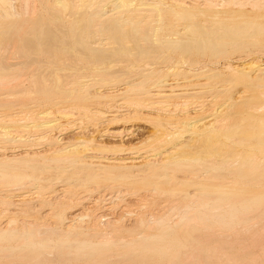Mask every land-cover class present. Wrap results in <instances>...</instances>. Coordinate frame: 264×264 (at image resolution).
I'll return each instance as SVG.
<instances>
[{
	"label": "bare ground",
	"instance_id": "bare-ground-1",
	"mask_svg": "<svg viewBox=\"0 0 264 264\" xmlns=\"http://www.w3.org/2000/svg\"><path fill=\"white\" fill-rule=\"evenodd\" d=\"M152 1H156V2L149 3V0L148 2L146 0H140V1L139 0H36V1L0 0V123L6 122L7 124H10L8 126H12L11 124H15L16 126H19V128H21L22 131L28 133L29 131H32L31 135L25 138V136L23 137L21 135H17V133H19L20 131L16 129L0 127V183H2L4 187L8 189L6 193H4V195L1 193L2 197L0 196V199L4 204H6V208L2 210V214H7L9 216L8 219L3 222V225L0 228V264H71L75 262L76 263L81 262L82 264H186V263L208 264V262L211 261V257L208 256V254L210 253H213L212 256H214V259L216 261H217L216 258H218V256L221 253H223L222 256L225 257L223 259H226L225 261L229 263L230 261H234L235 258H232L234 255L225 256L226 253L228 254V252H225L226 251L225 247H228L230 251L231 250L230 248L236 246L235 245L236 240L243 242L241 240H244V238H246V236L248 235H251L249 237H252L257 241V243L255 244L262 247V248H257L259 246L257 247L255 246L256 249L253 251L255 252L257 249L259 250L261 249L260 252L261 253L263 252L264 250V64L262 65L260 63L262 67L261 66L258 67L255 65L256 62H254L255 64L251 63L248 66L246 64H245L246 66L245 65L242 66L241 62L239 61L242 58H240L238 62H236L237 59L235 60V62H232L235 65L238 64L237 66H231L228 65L227 63V66L223 68L226 69L224 70V72L228 71L234 77L231 81L228 82L231 83L233 81H237V80L242 81L246 79L248 81L249 88L248 90L246 89L244 90L246 91L245 95L238 93L241 95L239 96L237 94V96L235 97L238 96L239 97L236 99L225 98L226 96H224L225 98L224 100H226L225 102L227 103L226 105L222 104L215 110H212L213 108L212 109L207 108L206 110L205 108L207 106L208 107L212 106L214 103L213 101L216 100L219 101V98L223 97L225 92L227 90L229 91V89L226 88L225 86L218 88H206L207 86H204L205 83L200 82V84L196 83L197 85L195 86L191 85L194 86V88L192 87V89L185 88L186 90H172L173 86L168 82L167 80L168 77L166 79V76H168L170 73H172L173 76L178 75L177 72L178 70L175 69L174 65H171L172 62L175 60H173L172 62L170 61L171 62L170 65L173 66L172 67L173 69L171 70L167 69L168 71H166L165 75L163 74V76L162 74H160V72H156L152 68L149 69V67L153 65L154 62L156 61L168 62L170 60V58L169 60H165L168 56L165 58V55L163 54L164 50H166L167 52L169 51L170 54L171 52L173 53L178 52L179 54H181L182 55L181 60H184L183 61L184 64H185V59H183L185 58L184 54L186 55L187 53L190 54L193 50L196 51L197 53L202 52L203 47L205 45L204 43L205 39L204 37H202V39H204V41L202 42L199 40H194L197 38L193 37L192 35V33H194L193 30H196L195 28L200 27L197 24H195L194 21L195 18L199 16L204 19L203 24H206L205 23L206 20L209 19H205L208 17L204 16V14L202 13L194 14L192 11L188 9L189 8V6L187 5L188 3L184 4L183 2H181L183 0H179L178 3H176L177 1L175 0L176 2L175 1L174 2L176 3L175 5H177V10H172V9H167V10H169V13L172 16V18L175 20V23L178 22L182 24L184 27H182L183 28L182 32L179 31V33L177 34V37L179 38L169 37L170 39L167 38L165 39V36L162 37L160 34V32L164 30L161 24V22L163 21L162 19L164 17V13L160 8L162 5H164L162 4L163 0L162 1L152 0ZM206 1L208 0H205L204 2ZM197 2H201V1H197ZM211 2L209 1L210 4ZM237 3L234 2V4L232 5H238ZM251 5L253 4L249 5L250 9L252 7ZM256 5L262 6L261 3ZM192 8H194V6ZM212 9H214V6ZM232 12L235 13L236 11H232ZM257 23L260 24V22ZM257 23L250 20L233 25L231 29L227 28L225 30V34L232 35V39H231L232 43L230 44L224 43L219 45L211 42L212 43L211 45L213 47V51L211 52V54L213 53L214 55L215 54L218 55L224 52L226 48L228 49V47L234 49H236L235 47H243V46H247L251 48L255 47L257 43L256 36L260 34L262 31V26H259V24ZM209 26H212L211 28H213L214 26V31H212V33L215 32V34L214 33L209 34L206 32L207 34L213 35L214 37H216L215 35L223 34L220 32L222 27L221 22L218 21L213 22ZM203 28L207 29L205 27ZM163 33L165 34V31ZM199 33H201V35ZM199 33H195V34L200 37L202 35L205 36L204 34H202L203 32H199ZM188 34H190L194 39H192L191 36H190L191 39L188 38ZM207 34L206 36H208ZM219 37L220 39H222V37L225 36H219ZM228 37L230 38L231 36ZM210 39L212 40V37ZM96 41L99 43H96ZM224 46L225 47L228 46V47L224 48ZM251 52H253V50H250L247 54L248 56L250 55V57L252 54ZM254 54L260 55L259 57H261L262 55L264 56V54L259 51ZM255 56L253 55V57ZM11 57L12 59L16 58L19 60V61L17 60V64L9 63L8 60H10ZM243 57H246V55ZM127 59H130L131 61L134 62L133 63L131 62L130 64L126 65L124 63L126 62L129 63ZM254 60L257 61L256 59ZM12 62H15V60ZM183 63L181 65H183ZM174 64L178 65L179 67V61H176ZM123 65L124 66L126 65L125 68L120 67ZM185 65H183L182 67H184ZM117 67H120L123 70L120 69L121 71L119 72L118 71L119 68ZM116 68L117 71H115ZM163 69H161V71H165ZM174 70L176 71L174 72ZM204 70L198 69V72H200L201 74H205L207 71L214 72L210 70H205V71ZM253 71H255L256 73L253 74L254 76L253 75L251 76V73H254ZM189 73L191 74V72ZM215 73L216 72H214L213 74ZM212 75L208 74V76H212ZM208 76L206 75L202 76V79L204 77L208 78ZM197 79H201V78H197ZM21 80L23 82L26 81L25 84L22 83ZM17 83L20 84L22 83V84L21 85L19 84L18 86ZM179 83L181 82H178L177 84ZM16 84H17V88L15 86ZM213 84L211 87H214ZM20 86L24 88L18 89V87ZM182 86L184 87V85ZM94 89L97 90L94 92L93 91ZM256 89H258L259 91H255ZM171 98L172 99L179 98L184 102L189 101L188 99L199 100V103H196V105L192 107V108H197L193 113L188 112L187 104H182L183 111H181V115L179 114L178 116L180 120H186V121L192 120L188 124L183 123L186 127V132L190 133L189 137H191V135H194L193 132L199 125L203 124V128L205 127V125L206 127L208 126V128L211 125H213L214 129L213 127H212L213 130L209 128L211 130L207 132L201 129L202 128L201 125L200 131L202 130V132H206V133L200 132L202 133L201 135L199 134L198 131V134L200 135L199 139H202L205 142L207 141L208 143L210 138H212L213 135L216 134L217 138L220 135L219 138L223 137L225 140L230 142L229 143L230 145L228 144L230 146V149L235 148L236 145L240 147L241 146L244 147V149L240 151L242 152V154L239 152L241 154V158L243 157L242 160H238L237 162L234 161L233 163V161L231 162V160L226 158V160L230 161L231 163H228L226 166L225 165L220 166V167L222 166L227 167V175H229L228 184H231L230 186L231 191H236V192L229 195L214 193L216 195L211 196V195L202 194L203 196L199 195L201 197L200 198L198 197L199 199L204 198L205 201H207L206 198H211L213 199L212 202L218 204V206L220 207L224 205V204L219 205V203H224L223 200L230 201L232 204L231 206H229V203H226L227 207L229 206L228 208L231 209V213L228 212L230 213V215L238 211V209L240 208H243L244 210L247 209L246 210L247 213H244L245 215L242 217V219L236 220L237 221L236 223L239 222L237 225L239 226L238 228L241 230L239 231L237 227L236 229L233 228L234 233H236V235L232 233H231L232 235H230L234 237L240 235V233H243L244 234L243 236L245 237L239 238L237 236L238 239L235 237L234 238L231 237L233 238L232 239L233 243H231L230 245H228L227 243L231 239L229 235H225L222 233H215V232H213L215 233L213 234L211 232L213 228L211 229L209 227H212L213 223L211 221L215 219L214 218L215 216L213 217L211 215V217L214 218V219L212 218L210 219L211 220L210 223H212V225L210 226L208 224L209 226H207L203 224V222L205 221L204 217L195 218L194 216L196 215L194 213L192 214L191 211H187L193 215V217H191L192 215L188 214L184 210H183L184 212H186L188 215L191 216L186 217L187 216L186 214L184 215L185 217L183 216L184 218L182 217L181 219H178L179 221L176 219L177 220V222H175L176 224L173 222L176 227L172 226L171 228L170 227L171 224H170V225H166L168 227L166 228V226L163 227L162 224H159L162 227L158 229L156 234H146V235H142L141 233L136 235L131 234L130 236L133 238L126 243H121V242L118 243L119 242L118 235L120 236L119 234L120 231L118 232V228L120 227H118L117 225L119 224L116 225L118 227L116 231L115 229L113 230L112 228L113 226L112 227L110 226L112 230H109L110 233L107 232L108 234L107 233L99 234L95 231V228L93 226L94 224L88 225V220H89L88 216L90 215H88L86 211L88 210V208L84 207L85 206L84 204H87L88 200L90 199L88 195L92 194L91 190L93 188L91 189L89 185H91L93 181L106 180L109 181L111 185H113L116 181H119V184L130 183V182H134V180L137 179L138 176H140L139 172L140 173L147 172V173H152L153 177H155L156 180L163 181L166 183L169 180L167 178L168 176L166 177L165 175V172L168 169L178 170L182 168L184 169V171L192 173L198 170L196 168L197 167L199 168L200 165L205 166L207 164L204 161L202 165L199 162L198 158L190 157L191 160L185 159L186 158L185 154L187 150L184 148L187 147L186 146L188 140L187 137L185 141L182 140L183 141L182 143L180 142V144L178 143L174 147L172 146L173 148H170L169 149L170 151L165 150L163 152L160 146L157 145V147L159 146L162 153L157 152L158 154L156 155L151 154L150 157L151 160L154 161V162L152 161V163H154L153 166H155L154 169H152L153 167L152 168L149 167L151 160L148 159L147 157L146 158L143 157V159L140 160L138 159L139 155L135 154L134 152L125 153V150L122 148V146L118 147L119 146L118 145L116 147L117 144L116 145L114 144L115 141L118 142L123 141L125 137L131 135L133 129L131 130L123 126L119 130H112V131L105 130L104 132H102L101 137L99 138L100 140L103 139L102 137H109L112 141H114L113 145L115 147H113V149L110 150V152L112 153L111 158H106L107 156L105 152H109V150H107L108 148H106L108 144L105 146L104 144L95 143L96 139L93 138L92 140L90 138L89 141H84L83 138H77V137L70 144V142L67 143V139L65 137L63 138V136L67 135L69 133V130H71L70 132L73 131H76L77 133L80 132L81 125L83 124L82 122L84 119L90 120L91 117H94L97 119H101V121L103 120L104 122L107 123H115L118 120L129 121V120L137 119L142 114V113L140 114V112L143 111H146L148 114L151 113V115L153 114L152 118L148 119L149 120L148 122H150L151 125L156 129L160 127V123L163 122L165 124L166 122L167 124L170 121L167 118L172 115H170V106L168 105L167 100ZM201 99L204 101L200 102ZM204 102L206 103V105ZM28 105H32V107H28ZM89 105L92 106L93 109L91 110L93 112H91L87 108V106ZM172 107L178 109L179 106L174 105ZM37 109H39L40 112L35 114V111H37ZM53 110H55L57 114L64 116L65 118L73 119L74 122L78 121V123L71 124L67 122V125L65 126L61 125L60 127H57L59 123L57 119L55 120L52 114ZM119 112H122L123 115L117 114ZM201 112L203 115L205 113V115L208 117V120L205 122L206 123L210 122L211 123L210 126L209 123L204 125L205 122H202L203 120L201 118L200 119L197 118L196 120L194 119L198 117L199 114L202 115ZM219 113L221 114L220 117L217 116ZM26 121L29 122L26 123ZM2 125L4 126L6 124L3 123L0 126ZM115 126L117 125L115 124ZM172 126L174 127V125ZM161 128L162 127H160V129ZM55 129H57L58 137L56 136V138H53L51 137L50 133L53 132ZM158 130H156V132ZM11 132H15L16 135L14 133L12 134ZM156 132L155 131L152 132L154 133L153 134L154 136ZM161 132H157V134ZM178 134L179 132L178 133L176 132L175 136L176 135L178 136ZM217 134L219 135L217 136ZM179 136H181V134ZM172 137L174 138V134L168 136L166 135L165 139L167 140ZM165 139L163 140L161 139V141L158 139L160 141L159 143L161 144V146L165 145V143L163 142ZM195 141L197 144V137ZM212 141L213 140L211 139L210 141L211 143L209 142L210 145L213 144ZM99 143H101V141ZM200 143L202 142H198V144ZM58 144L63 145V147H61L60 149L57 148L56 145ZM209 144L208 146H210ZM217 145H215L214 147H216ZM208 146L205 147L207 149L208 148L210 149V147ZM149 147L151 148L152 146ZM130 148H132V146ZM216 148L222 151V149L218 147ZM241 148L237 147V149H241ZM177 149L180 151L178 155L174 153V151H176ZM230 149L228 150L225 149L226 153L222 151L223 154H225L226 156L230 155L231 154V153L229 154ZM200 155H203V153ZM233 156H231V158L234 160L235 157ZM218 158L219 157H217V159ZM222 158L224 159V157ZM137 159L140 161H136ZM158 159L160 160L158 161L159 165L156 161ZM226 160H224V162H226ZM142 161L143 164H141V166H138V164L135 165L136 167L138 166V169L134 170V172L137 171V173L133 175L132 174L133 170H131L130 168L135 167L133 166L134 163L136 164ZM103 162L106 164L104 165ZM215 163L216 162L213 161L211 162V164L208 163V165H211L213 167ZM215 168H212V170L214 172H218L219 168L218 169ZM200 170H202V167L200 168ZM219 170L221 171L220 173H223L221 168ZM204 172L207 173L206 171H203V173ZM212 174L215 175L214 173ZM213 175H209L208 177ZM221 176L216 177V179L217 178L221 179L222 178ZM183 178L182 180H184ZM200 178H204V177H200ZM200 178L198 179L197 176V178L194 177L193 179L201 180ZM211 179L216 180L213 178ZM202 180L206 181V179H202ZM212 180L209 179V181ZM184 181H186V179ZM201 182L203 183V181ZM226 182L227 181H225L223 184H225ZM187 184H189L190 186L198 185L197 182L187 183ZM175 185L177 186L178 184ZM153 186H155V184H153ZM109 187L112 189V186ZM28 188L32 190L31 191L32 193L23 192L24 189H28ZM100 188L101 190L104 189L103 187ZM69 189H72L73 191H75L76 189L83 190L85 192L88 191L87 194L85 193L86 196L81 191L83 193L82 195L83 197H81V199H80L81 195H79L80 204L84 205L81 209L84 210L86 214H84L83 212L84 215L78 213L76 215H72L73 217H70L68 215H65L64 211L60 212L59 214L56 212L58 214L57 215L50 212L51 211L50 210L47 214L45 213L43 217L41 215L42 219L45 218L46 215L51 216L52 219L57 217L55 221L49 218L52 221L51 223L52 227L50 228L46 227L47 223L46 226L44 225L45 228H43L44 227L43 224H42L43 227L41 226L39 227L35 223L25 224L28 221L22 222L21 219L18 221H20L22 225L21 224L18 225L17 223L18 221H16L15 219H17L18 214L20 213V211L22 212L23 208H21L22 210L21 209L19 210L18 208L20 207L17 208L16 206V210H11V208L13 207H11L10 205H14L11 203L18 202L19 206H21L20 205L21 202H26V204H30V206L29 205L26 206H28L29 208H33L32 207L33 205H31V203L33 204L35 203L37 205L38 202H41L42 204H44L46 203L45 201L48 198L49 200L50 199L52 200L55 197L57 199L56 195H59V193L65 191L67 192L72 191ZM2 190H5V188ZM195 190L199 191L198 189ZM99 191L97 192L99 193ZM97 192H94L93 194ZM121 192H118L119 196L117 195V193L116 194L114 193L117 196V197L114 196L116 197L117 200H119L120 198L122 199V197L125 196L127 197L128 192L126 193L125 196L122 195L123 193L120 194ZM152 192L154 191L152 190ZM156 195L153 196L157 198L158 196L156 197ZM188 195L189 194L185 193L183 196H185L184 198L186 199ZM196 195L197 194L195 193L194 196ZM161 196L162 195H160V197ZM190 196L188 197V199L190 198ZM103 197L104 196H102L101 198L103 199ZM97 198L98 197H96V199ZM109 198H111V195ZM64 199L69 201V199L65 197ZM98 199L97 200L94 199L95 202L96 201L98 202L99 201ZM59 200H63V199L59 198ZM105 200L110 201V199H105ZM115 200H111L110 203H113V201ZM179 200H176V203H178ZM182 201H184V199H182ZM124 202L122 203L126 204V202L125 203ZM202 202L203 201L201 200V204L208 205L207 207H205V209L209 208L210 205H212L211 204L212 202H206V203L205 202L202 203ZM173 203L172 205L174 206ZM192 203H197L198 206L200 205L199 202L197 201L196 202L193 201ZM55 204L53 203V205ZM187 206H190V203L189 205L187 204ZM187 206L185 207L186 209L188 208ZM218 206L216 208L220 209V207ZM164 207L166 206L164 205ZM89 208L92 209L94 208V206L92 208L91 207ZM118 208L119 207H117V209ZM199 208L196 209L199 210ZM214 208L215 207H213V209ZM228 208L227 210H229ZM249 208H250L249 210L250 213L248 215ZM188 209H190V207ZM42 210L46 211L45 208ZM193 210H195L194 207ZM221 210L223 209H220L219 212H221ZM199 211L197 215H200L201 213L203 214L202 212L203 210L200 212V214ZM29 212L30 214L32 213L31 211ZM29 212H22L23 214L22 213L21 214L24 215ZM219 212L215 214L219 215L220 214ZM40 214H39V218H40ZM182 214H180V216ZM54 215L56 217H54ZM102 215H104V213ZM138 215L139 217L143 216V214L141 215L138 214ZM225 215L226 214L224 212V216ZM236 215L232 217L237 218L238 216ZM205 216H209V215H205ZM99 217L100 218L104 217L105 219L106 216L100 215ZM158 217L159 218L156 217L158 220L162 218L160 216ZM100 218L97 219L100 220ZM107 219L108 218H106L105 220ZM157 219H155L154 217L155 221ZM165 219L166 218H164V221L166 222ZM98 220L94 222L96 223L98 222ZM162 220L163 219H161L160 221ZM234 220L232 224L234 223ZM81 221H86V225L85 224L83 225ZM164 221L163 223H165ZM140 222L141 221H139V223ZM198 222H200L199 226L197 224ZM207 222H209V219ZM51 224L49 226H51ZM147 224L145 223V225ZM166 224L168 223L166 222ZM218 224L219 223L216 222L215 225ZM110 225H112V223ZM137 225L139 224L137 223ZM139 226L142 228L143 225L142 226L139 225ZM60 227H62V229ZM153 227H155V225H153ZM219 227L221 228V226ZM229 227H231V225ZM229 227L227 229H229ZM108 228H109V224H108ZM147 228L146 230L149 229ZM150 228H152V226ZM133 229L131 230V232H133ZM139 229L140 228L138 227L137 230ZM100 230H102V228H100ZM153 230L155 231L154 228ZM237 230L239 231V234H237L238 233ZM231 232H233L232 229ZM50 233L54 235L56 238L55 239L50 238L49 236ZM180 233L183 241L177 238V235ZM215 235H216V237H214L215 239L218 238L217 240H219L220 238H222V240H220V242L214 245L213 251L212 250L210 251L211 247H209V250L205 249L208 248L205 247L207 245L206 242L208 243L211 239L213 240L214 238L212 236ZM256 236H258V240ZM252 238H250L251 239L250 241H252ZM255 240H253V242H251L250 245L254 243ZM121 241H125V240L121 238ZM243 243L244 244H242V247H244V245L245 246L247 245V243L245 244V241ZM112 244H115L119 248L118 249L119 252L116 254V256L114 255V258L115 257L116 258L115 261L113 262L111 260L113 257V254L111 253L112 252L111 249L112 247H114ZM236 244H238L237 248L240 250L241 248H239L238 246H240L241 244L239 245V242H237ZM242 249L248 250L247 248H242ZM250 252H252V250ZM216 254L219 255L217 256ZM245 255H247V253H245ZM235 257L236 259H238L237 256ZM253 257L254 258H252V261L255 260L257 261L258 256L253 255ZM255 257H257V259H255ZM261 257L260 259H262ZM247 258L249 259V255L247 256ZM1 259L5 260L6 263L5 262L1 263ZM262 260H264V258ZM260 261L261 260H259V262Z\"/></svg>",
	"mask_w": 264,
	"mask_h": 264
},
{
	"label": "rangeland",
	"instance_id": "rangeland-1",
	"mask_svg": "<svg viewBox=\"0 0 264 264\" xmlns=\"http://www.w3.org/2000/svg\"><path fill=\"white\" fill-rule=\"evenodd\" d=\"M34 1H36V0H34ZM140 1V0H139ZM147 2H148V0H146ZM162 1V0H161ZM171 1V2H170ZM173 1V2H172ZM175 0H163L162 1V4H164V5H162L160 8L162 9V11H163V13H164V17H163V21L161 22V24H162V26H163V29L164 30H162L161 32H160V34H161V36L162 37H164L165 36V39L167 38V39H170V38H179V37H177V34L179 33V31L180 32H182V27H184L182 24H180V23H175V20L172 18V16L170 15V13H169V10H167V9H172V10H177V5H175L176 3H178L179 2V0H176L175 2H174ZM197 1H201V2H197ZM205 0H183V1H181V2H183L184 4H187L188 6H189V10L190 11H192L194 14H198V13H202V14H204V16H206V17H208V18H205V19H209V20H206V24H203V22H204V19L203 18H201V17H196L195 18V21H194V23L195 24H197L198 26H200V27H198V28H195L196 30H193V32L194 33H192V35H193V37L194 38H197V39H194L190 34H188V38H190L191 39V37H192V39H194V40H199V41H204V39H205V45H204V47H203V51L202 52H200V53H197L196 51H192L190 54H188L187 53V55L186 54H184V56H185V58H183V59H185V64L183 63V61L184 60H181V54H179L178 52H176V53H173V52H171V54H170V52L168 53L166 50H164L163 51V54L165 55V60H169V58H170V60L168 61V62H164V61H156V62H154V64L153 65H151L150 67H149V69H153L154 71H156V72H160V74H162V76H163V74L165 75V73H166V71H168V70H171V69H173L172 67L173 66H171V65H174L175 66V69L176 70H178L177 72H178V75L177 76H173L172 75V73H170L168 76H166V79H167V77H168V82L170 83V84H172V90H186L187 88H189V89H192V87L194 88V86L195 85H197V84H200V82L201 83H205L204 84V86H207L206 88H218V87H222V86H225L226 88H228L229 89V91L227 90L226 92H225V94L223 95V97H220L219 98V101L218 100H216V101H213L212 103H213V105L212 106H214V107H212V106H210V107H206L205 109L207 110V108H210V109H212V110H215V109H217L220 105H222V104H224V105H226L227 103L225 102L226 100H224L225 98H232V99H236V98H238L241 94H244L245 95V92L246 91H244L245 89L246 90H248V88H249V85H248V81L245 79V80H237V81H233V82H228V81H231L234 77H233V75L230 73V72H228V71H225L224 72V70H226V69H223V68H225L226 66H227V63H228V65H231V66H237L238 64H234V63H232V62H235V60H236V62H238V60L240 59V58H242V59H240L239 61L241 62V65L242 66H244L245 64L248 66L249 64H255L254 62H256V66H258V67H262V65L264 64V62H263V60H264V56L262 55L261 57H259L260 55H258V54H254V53H257L258 51L259 52H261V53H263L264 54V25H261V24H264V0L262 1V0H208V1H206V2H204ZM209 1L211 2V4L209 3ZM216 1V2H215ZM248 1H250V2H252V3H250V2H248ZM151 2H156V1H152V0H149V3H151ZM163 2H165V3H163ZM194 2H196V3H194ZM234 2L235 3H237V2H239V3H237L238 5H232V4H234ZM201 3V4H200ZM253 4V5H251L252 7H251V9H253V10H251L250 9V4ZM259 3H261V5L263 6H260V5H256V4H259ZM189 4H192V5H189ZM199 4V5H198ZM209 4V5H208ZM213 4V5H212ZM249 4V5H248ZM166 5V6H165ZM216 5V6H215ZM194 6V8H192ZM208 6V7H207ZM213 6H214V9H212L213 8ZM44 7V6H43ZM191 7V8H190ZM201 7H203V8H201ZM210 7V8H209ZM215 7H217V8H215ZM219 7V8H218ZM257 7H259V8H257ZM207 9V10H206ZM232 11H236L235 13L234 12H232ZM250 20H252V21H254V22H260V24L259 23H257V24H259V26H262V31H261V33L260 34H258L257 36H256V39H257V43H256V46L255 47H253V48H251V47H247V46H243V47H246V48H243V47H235L236 49H238V50H236V49H234V48H229L228 46H226V47H228V49L224 46V48H226L225 49V51L224 52H222V53H220V54H211V52L213 51V47H212V43H214V44H230V43H232V35L231 34H228V35H226L225 34V30L227 29V28H232V26L233 25H236V24H238V23H243V22H246V21H250ZM221 22L222 23V27H221V33H223V34H218L219 36H225V37H222V39H220V37L218 36V35H215L216 37H214L213 35H209V34H215V32H213L212 33V31H214V26H213V28H211L212 26H209V25H211L213 22ZM201 22V23H200ZM209 22H211V23H209ZM263 22V23H262ZM155 25V24H154ZM228 25V26H227ZM230 26V27H229ZM169 29H168V28ZM174 27V28H173ZM178 27V28H177ZM203 27H205V28H207V29H204ZM180 28V29H179ZM209 28V29H208ZM213 29V30H212ZM174 30V31H173ZM165 31V34L163 33ZM196 31V32H195ZM210 31V32H209ZM223 31V32H222ZM199 32H203L202 34H204L205 36H198V35H196L195 33H199ZM209 33V34H207V33ZM200 35H201V33H199ZM206 34L208 35V36H206ZM176 35V36H175ZM168 36V37H167ZM191 36V37H190ZM195 36H197V37H195ZM228 36H231L230 38L228 37ZM170 37V38H169ZM200 37V38H199ZM202 37H204V39H202ZM212 37V40L210 39V38ZM213 38H215V39H213ZM202 39V40H201ZM238 41V40H237ZM262 41H263V43H262ZM212 42V43H211ZM221 42H223V43H221ZM96 43H99V42H97L96 41ZM262 49V50H259V49ZM230 49V50H229ZM232 49H234V50H232ZM253 50V52H251L252 54H251V57H250V55L248 56L247 54H248V52L250 51V50ZM248 50V51H247ZM255 50H257V51H255ZM205 51V52H204ZM176 54V55H175ZM246 55V57H243V56H245ZM253 55L255 56H257V58H256V56L255 57H253ZM216 56H218V57H216ZM221 56V57H220ZM263 57V58H262ZM246 60H245V59ZM250 59V61H249V59ZM259 58V59H258ZM172 59V60H171ZM230 59V60H229ZM254 59H256L257 61H255ZM10 60H11V62L12 61H14L15 60V62H10ZM10 60H8L9 61V63L10 64H17V60L18 59H16V58H13L12 59V57H11V59ZM128 61H129V63H124V64H130L131 62L133 63L134 61H131L130 59H127ZM173 60H175V61H173ZM253 60V61H252ZM7 61V62H8ZM19 61V60H18ZM172 62V64L170 65V63ZM176 61H179V67H178V65H175L174 63L176 62ZM188 61V62H187ZM183 63V65H185L184 67H182L183 65H181L182 63ZM231 62V63H230ZM167 63V64H166ZM191 63V64H190ZM260 63L262 64V65H260ZM157 64V65H156ZM166 64V65H165ZM214 64V65H213ZM225 64V65H224ZM257 64H259V65H257ZM120 65H122V64H120ZM125 65V66H126ZM222 65H223V67H222ZM245 65V66H246ZM119 66V65H118ZM124 66V65H123ZM123 66H120L121 68H125V66L123 67ZM155 66V67H154ZM163 66V67H162ZM165 66H166V69H165ZM171 66V67H170ZM120 67H117V68H119L118 69V71L120 72L121 70H123V69H121ZM154 67V68H153ZM177 67V68H176ZM202 67H203V69H202ZM34 68V67H33ZM117 68L115 69V71H117ZM164 68V69H163ZM170 68V69H169ZM182 68V69H181ZM201 68V69H200ZM207 68V69H206ZM121 69V70H120ZM161 69H163V70H165V71H161ZM168 69V70H167ZM181 69V70H180ZM194 69H196V70H194ZM198 69L199 70H210V71H214V72H216L215 74H213L214 72H206L205 74H201L200 72H198ZM214 69V70H213ZM160 70V71H159ZM176 70H174V72L176 71ZM204 70V71H205ZM180 71H182V72H180ZM188 71V72H187ZM248 71V70H247ZM180 72V73H179ZM189 72H191V74L189 73ZM254 73H251V76L253 75V74H255L256 72L255 71H253ZM86 73H88V72H86ZM189 73V74H188ZM199 74H201V75H199ZM208 74H213L212 76H208ZM217 74V75H216ZM196 75H198V76H196ZM208 76V78L206 77H204L203 79H202V76ZM254 76V75H253ZM180 77V78H179ZM197 78H201V79H197ZM175 79V80H174ZM187 79V80H186ZM190 79H191V81H190ZM193 79H195V80H193ZM23 80V79H22ZM21 80V82L22 83H24L25 84V82H23ZM181 80V81H180ZM185 80V81H184ZM183 81V82H182ZM20 82V81H19ZM173 82V83H172ZM178 82H181V83H179V84H177ZM192 82H194V83H192ZM237 82V83H236ZM21 83V84H22ZM197 83V84H196ZM207 83V84H206ZM214 83V84H213ZM18 84V86H19V84L20 83H17ZM17 84L15 85L16 86V88H17ZM20 84V85H21ZM187 84V85H186ZM212 84H213V86L214 87H211L212 86ZM232 84V85H231ZM242 84V85H241ZM182 85H184V87L182 86ZM189 85V86H188ZM191 85H194V86H191ZM221 85V86H220ZM175 86V87H174ZM182 86V87H181ZM188 86V87H187ZM229 86V87H228ZM26 87V86H25ZM245 87H247V88H245ZM19 88H24V87H18V89ZM186 88V89H185ZM97 89H94L93 91L95 92ZM242 90H243V92H242ZM255 91H259L258 89H256ZM238 93H241V94H238ZM237 94L239 95L238 97H235V96H237ZM234 95V96H233ZM224 96H226L225 98H224ZM228 96H231V97H228ZM172 99V98H171ZM171 99H169V100H167V102H168V105L170 106V115H172V116H170V117H166L168 120H170L167 124H166V122H165V124L162 122V123H160V127H162L161 129H160V127H158V128H156L155 129V127H153L152 125H151V123L150 122H148L149 120V118H152V116H153V114L151 115V113H147L146 111H143V112H140V114H141V116H139L137 119H133V120H129V121H126V120H118L117 122H115V123H107V122H104L103 120L101 121V119H97V118H94V117H91L90 118V120L88 119V120H86V119H84L83 120V124L81 125V131L80 132H76V131H73V132H70L71 130H69V133L67 134V135H65V136H63V138L65 137L66 139H67V143L68 142H70V144L75 140V138L77 137V138H83V140L84 141H89L90 140V138H91V140H92V138L93 139H96L95 140V143H98V144H104L105 146L107 145V147L106 148H108L107 150H109V152H105L106 153V156H104V157H106V158H111L112 156H111V152H110V150H112L113 149V147H115L114 145H113V142L114 141H112L109 137H102L103 139H99L100 137H101V134H102V132H104L105 130H109V131H112V130H119V129H121V127H125V128H128V129H133V131H132V134L131 135H129V136H127V137H125L124 139H123V141H115L114 142V144L116 145V147L118 146V147H120V146H122V148L125 150V153H128V152H134L135 154H137V155H139L138 156V159H143V157H147L148 159H150L151 160V154L153 155V154H158L157 152H159V153H162V151L164 152L165 150L166 151H170L169 149L170 148H173L176 144H180V142L182 143L183 141H185L187 138H188V140H190V141H188L187 140V147L186 148H184V149H186L187 150V152H186V154H185V159H187V160H191V158H198L199 159V162L203 165V163H204V161H205V163L207 164V165H205V166H208V167H205L204 165L203 166H199V168L197 167L196 169H198V170H196L195 172H192V173H190V172H187V171H184V169H178V170H174V169H168L166 172H165V175H166V177L169 179L166 183L165 182H163V181H159V180H156L155 179V177H153V175H152V173H147V172H139V174H140V176H138V178L137 179H135L134 180V182H130V183H120L119 184V181H116L113 185H111L110 184V182L109 181H106V180H104V181H102V180H95V181H93L92 182V184L91 185H89L90 186V188L92 189H90L91 191H92V194H90V195H88V197H90V199L88 200V202H87V204H84V205H81L80 204V201H79V195H81L80 196V199H81V197H83L82 195H83V193H84V195H85V193L87 194V192L88 191H83V190H75V191H73L72 189H69V190H72V191H65V192H61V193H59V195H56L57 196V199H56V197L54 198V199H50L49 200V198L45 201L46 203H44V204H46V205H44V204H42L41 202H38L37 203V205L35 204H33V203H31V205H33L32 207L33 208H29L28 206H26V205H29L30 206V204H26V202H21V203H23V204H21L20 203V205L21 206H19V203L18 202H13V203H11V204H14V205H10L11 207H13V208H11V210H16V206H17V208L18 207H20V208H18L19 210L21 209V208H23V210H22V212H29V211H31L32 213L30 214V212L29 213H27V214H30V215H27V214H24V215H22L23 213L20 211V213L18 214V216H17V219H15L16 221H18V220H20L21 219V221L23 222H27V223H25V224H28V223H30V224H36V225H38L39 227L41 226V227H43L44 225L46 226V223H47V226L46 227H52V221L51 220H53V221H55L56 219H57V217L54 215V217H56V218H51V216H47L46 215V217L45 218H41V215H42V217H43V215H45V213L47 214L50 210V212H52V213H54V214H59L60 212H62V211H64V213H65V215H68V216H70V217H73L72 215H76V214H83V212H84V214H86V212L84 211V210H82L81 208L84 206V207H86V208H88V210H86L87 211V213H88V215H90V216H88V218H89V220H88V225H92V224H94L93 226H94V228H95V231L97 232V233H99V234H105V233H110V231L109 230H112V228H113V230L115 229V231H116V229L118 228V227H120V228H118V232L120 231V236L118 235V243H126V242H129L133 237H131L130 235L131 234H133V235H136V234H142V235H146V234H156L157 233V231H158V229H160L162 226L161 225H159V224H162L163 225V227L164 226H166V225H170V227L172 228V226H175L174 225V223L175 222H177V220L178 219H181L184 215H186L187 213L188 214H195L196 216H194L195 218L196 217H204V222H203V224L204 225H207V226H211L212 225V223H213V225L214 226H217V227H214L213 225H212V227H209V228H213L212 229V233L213 232H215V233H222V234H225V235H232V234H235L236 235V233H234V230H233V228L234 229H236V227H237V229L240 231L241 229H239L238 227V223H236L237 221L236 220H240V219H242V217L245 215L244 213H247V209H243V208H240V209H238V211H236L235 213L237 214H235V213H233L232 215H230V213H231V209H229L228 207L229 206H231L232 204H231V202L230 201H228V200H223V202L224 203H219V205H223V206H218V204H216V203H214V202H212L213 201V199H211V198H206L207 199V201H205V199L203 198V199H199L201 196H203L202 194H205V195H216V194H225V195H229V194H233V193H235L236 191H231V188H230V186H231V184H228V182H229V175H227V167H220L221 165H227L228 163H231L232 161H233V163H234V161H238V160H242V158H241V154H242V152H240L242 149H244V147H240V146H238V145H236L235 146V148H232V149H230V142L229 141H227V140H225L222 136V138H219V134H217V136H218V138H219V140H218V138L216 137V134H214L213 135V137L212 138H210V140H209V142L211 141V139L213 140L212 142H213V144H209V142L207 143V141L205 142L204 140H202V139H199L200 138V135L199 134H201L202 135V133H206L207 131H209V130H211L212 129V127H213V129H214V126L213 125H211V123L210 122H207V123H209V128H211V129H209L208 128V126L206 127V125L205 124H207L205 121H207L208 120V117L205 115V113H204V115L202 114V112H201V114L202 115H200L199 114V116L198 117H196V118H194L195 120L197 119V118H201L202 120V122H205L204 123V125H205V127L203 128V124H201L202 125V128L200 127L201 125H199L196 129H195V131L193 132V134L195 135H191V137H189L190 136V133H188V132H186V127H185V125L183 124V123H189V122H191L192 120H180L179 118H178V116H179V114L181 115V111H183V108H182V104H187L188 105V112L190 113H193L194 111H195V109H197V108H192V107H194L195 105H196V103H199V100H192V99H188L189 101H186V102H184L183 100H181V99H179V98H174V99H172V101H171ZM223 100V101H221V100ZM204 100H200V102H203ZM228 102V101H227ZM205 103V102H204ZM174 105H177V106H179L178 107V109H175V108H173L172 106H174ZM205 105H206V103H205ZM28 107H32V105H28ZM90 107V108H89ZM87 108L91 111V112H93L91 109H93L92 108V106H87ZM182 108V109H181ZM191 108V109H190ZM36 109V108H35ZM173 109V110H172ZM29 111H31V110H29ZM33 111V110H32ZM38 112H40V110L39 109H37V111H35V114H37ZM179 112V113H178ZM218 112H219V110H218ZM52 114H53V116H54V118H55V120L57 119V121H58V126L57 127H60L61 125H63V126H65V125H67V122L68 123H78V121L77 122H74V120L73 119H71V118H65L64 116H61V115H59V114H57L56 113V111L55 110H53V112H52ZM117 114H119V115H123V113L122 112H119V113H117ZM139 114V115H140ZM145 114V115H144ZM148 114V115H147ZM90 115V114H89ZM147 115V116H146ZM220 113L217 115V116H219L220 117ZM161 116H163V115H161ZM203 116H205V117H203ZM64 118V119H63ZM165 118V119H166ZM67 119V120H66ZM95 119V120H94ZM99 120H100V122H99ZM135 120V121H134ZM92 121V122H91ZM131 121V122H130ZM141 121H143V122H141ZM2 122V121H1ZM29 121H26V123H28ZM89 122V123H88ZM125 122V123H124ZM127 122V123H126ZM3 123H5L6 125H2V126H0V127H5V128H13V129H16V130H18V131H20L19 133H17V135H21V136H25V138L27 137V136H30L31 135V133H32V131H29V133L28 132H25V131H22V129L21 128H19V126H16L15 124H11L12 126H8V125H10V124H7L6 122H2V123H0V125L1 124H3ZM64 123V124H63ZM66 123V124H65ZM85 123V124H84ZM103 123V124H102ZM104 123H107V124H104ZM100 124V125H99ZM115 124L117 125V126H115ZM183 124V125H182ZM98 125V126H97ZM108 125V126H107ZM133 125V126H132ZM172 125H174V127L172 126ZM176 125V126H175ZM178 125V126H177ZM29 126H31V125H29ZM83 127V128H82ZM103 127V128H102ZM119 127V128H118ZM149 127V128H148ZM151 127V128H150ZM182 127V128H181ZM95 128V129H94ZM102 128V129H101ZM112 128V129H111ZM114 128V129H113ZM118 128V129H117ZM172 128V129H171ZM175 128V129H174ZM200 128L202 129V130H204V131H206V132H202V130L200 131ZM208 128V129H207ZM104 129V130H103ZM160 131H159V130ZM174 129V130H173ZM212 129V130H213ZM91 130V131H90ZM156 130H158L157 132H161L162 130V132L161 133H159V134H157V132H156ZM180 130V131H179ZM84 131H86V132H84ZM98 131V132H97ZM156 132L155 133V136L153 135L154 133H152V132ZM198 131H199V134H198ZM101 132V133H100ZM176 132L178 133L179 132V134H178V136L176 135L175 136V134H176ZM200 132H202V133H200ZM12 134L14 133L15 134V132H11ZM77 133V134H76ZM82 133V134H81ZM97 133V134H96ZM148 133V134H147ZM51 134V137H53V138H56V136L58 137V133H57V129H55L53 132H51L50 133ZM71 134V135H70ZM91 134V135H90ZM100 134V135H99ZM150 134H152V135H150ZM162 134V135H161ZM172 134H174V138L172 137V138H170V139H165V137H166V135L168 136V135H172ZM181 134V136H179ZM16 135V134H15ZM69 135V136H68ZM84 135V136H83ZM94 135V136H93ZM133 135V136H132ZM150 135V136H149ZM164 135V136H163ZM90 136V137H89ZM97 136H99V137H97ZM199 136V137H198ZM62 137V136H61ZM96 137V138H95ZM149 137V138H148ZM187 137V138H186ZM196 137H197V144H196V141H195V139H196ZM73 138V139H72ZM191 138V139H190ZM195 138V139H194ZM216 138H217V140H216ZM71 141H70V140ZM98 139V140H97ZM147 139V140H146ZM161 141V139L163 140V139H165L163 142L165 143V145H163V146H161V144L159 143L160 141ZM193 139V140H192ZM215 139V140H214ZM183 140V141H182ZM101 141V143H99V142ZM112 141V142H111ZM125 141V142H124ZM146 141V142H145ZM216 141H219V142H216ZM106 142V143H105ZM111 142V143H110ZM122 142V143H121ZM145 142V143H144ZM159 144H158V143ZM163 142H162V144H163ZM193 142V143H192ZM198 142H202V143H200V144H198ZM215 142V143H214ZM228 142V143H227ZM119 143V144H118ZM155 143V144H154ZM207 145H206V144ZM211 143V142H210ZM217 143H218V145H217ZM111 144V145H110ZM121 144V145H120ZM167 144H169V145H167ZM173 144V145H172ZM208 144L210 145V146H208ZM229 144V145H228ZM153 145H156V146H153ZM157 145H159L160 146V148H161V150H160V148H159V146L157 147ZM167 145V146H166ZM199 147H198V146ZM215 145H217L216 147H218V148H220V149H222V151L224 152V153H226V150L225 149H230L229 150V154L230 155H228V156H226L225 154H223V152L221 151V150H219V149H217L216 147H214ZM228 145V146H227ZM128 146V147H127ZM132 146V148H130ZM149 146H152L151 148L149 147ZM173 146V147H172ZM200 146H202V147H200ZM208 146V147H210V149L208 150L206 147ZM223 146H225V147H223ZM56 147L57 148H61V147H63V145H56ZM135 147V148H134ZM142 147V148H141ZM204 147V148H203ZM212 147H213V149H212ZM228 147V148H227ZM237 147L238 148H241V149H237ZM150 148V149H149ZM166 148V149H165ZM168 148V149H167ZM182 148V147H181ZM215 148V149H214ZM147 149V150H146ZM178 149H180V148H178ZM176 150V151H174V153L175 154H179L180 153V151L179 150ZM146 150V151H145ZM152 150V151H151ZM219 150V151H218ZM232 150V151H231ZM143 151V152H142ZM204 151V152H203ZM218 151V152H217ZM220 151H221V153H220ZM153 152H155V153H153ZM178 152V153H177ZM190 152V153H189ZM201 152V153H200ZM217 152V153H216ZM233 152V153H232ZM241 154H240V153ZM148 153V154H147ZM173 153V152H172ZM173 153V154H174ZM203 153V155H200V154H202ZM206 153V154H205ZM219 153H220V155H219ZM235 153V154H234ZM236 153H239V154H236ZM20 154H23V153H20ZM208 154V155H207ZM212 154V155H211ZM221 154H223V155H221ZM228 154V153H227ZM214 155V156H213ZM234 155V156H233ZM236 155H237V158H236ZM128 156V155H127ZM127 156H124V157H127ZM197 156V157H196ZM206 156V157H205ZM231 156H233V157H235L234 158V160L231 158ZM123 157V156H122ZM191 157V158H190ZM217 157H219L218 159H217ZM222 157H224V159L222 158ZM226 158L227 159H229V160H231V162L230 161H228V160H226ZM231 158V159H230ZM136 160V161H140V160ZM216 162L214 165H213V167L211 166V165H208V163H210L211 164V162ZM224 160H226V162H224ZM152 161L153 160H151V163H150V168H152V169H154V167L155 166H153V164L154 163H152ZM157 161V163H158V165H159V162L158 161H160L159 159L158 160H156ZM145 162V161H144ZM154 162V161H153ZM221 164H220V163ZM222 163H224V164H222ZM103 164L105 165L106 163H104L103 162ZM138 164V166H141V164H143V161L142 162H139V163H134V165L133 166H135V165H137ZM152 165V166H151ZM158 165H157V168H158ZM128 166H130V165H128ZM138 166L136 167H134V168H130L131 170H133V175L135 174V173H137V171L136 172H134V170H137L138 169ZM216 168H215V167ZM218 166V167H217ZM202 167V170H200V168ZM211 167V168H210ZM212 168H215V169H222V172L223 173H220L221 171L218 169V172H214L213 170H212ZM156 169V168H155ZM209 169V170H208ZM130 170V171H131ZM210 171V172H208V171ZM203 171H206L207 173H203ZM225 171V172H224ZM132 172V171H131ZM107 173H109V172H107ZM183 173V174H182ZM201 173V174H200ZM209 173H211V174H209ZM212 173H214L215 175H213ZM177 174V175H176ZM213 175V176H210V177H208L209 175ZM220 174V175H219ZM147 175V176H146ZM200 175V176H199ZM202 175V176H201ZM208 175V176H207ZM217 175H219V176H221L222 178L221 179H219V178H217L216 179V177H219V176H217ZM226 175V176H225ZM145 176V177H144ZM187 176H188V179H187ZM197 176H198V179L200 178V177H204V178H200L201 180H194L193 178L195 177V178H197ZM140 177H142V178H140ZM153 177V178H152ZM184 177V178H183ZM228 177V178H227ZM172 180H171V179ZM179 178V179H178ZM182 178L185 180L186 179V181H184V180H182ZM207 178H209L210 180H212L211 178H213V179H216V180H212V181H209V179H207ZM181 179V180H180ZM202 179H206V181H204V180H202ZM223 179V180H222ZM174 180H176V181H174ZM178 180V181H177ZM179 181H183L182 183L181 182H179ZM201 181H203V183L201 182ZM225 181H227L225 184H223ZM161 182V183H160ZM173 184H172V183ZM179 182V183H178ZM186 182V183H185ZM197 182V184L199 185H197V186H190L189 184H187V183H196ZM201 183H202V185H201ZM153 184H155V186H153ZM175 184H178L177 186L175 185ZM186 185V186H185ZM0 196L2 197V195H1V193L4 195V193H6V191L8 190L6 187H4V185L2 184V183H0ZM109 186H112V189L109 187ZM114 186V187H113ZM116 186H118V187H116ZM184 186V187H183ZM96 187V188H95ZM100 187H103L104 189L103 190H101V188ZM116 187V188H115ZM5 188V190H2V189H4ZM95 188V189H94ZM97 188H98V190H97ZM100 188V189H99ZM154 188V189H153ZM190 188V189H189ZM207 188V189H206ZM88 189V190H89ZM110 189V190H109ZM125 189V190H124ZM194 189V190H193ZM195 189H198L199 191H197V190H195ZM89 190V191H90ZM99 190H101V191H99ZM124 190V191H123ZM152 190L154 191V192H152ZM193 190V191H192ZM240 190V189H239ZM239 190H237V191H239ZM32 190L30 189V188H28V189H24L23 190V192H30V193H32L31 192ZM83 193H82V192ZM97 191H99V193L97 192ZM102 191H104V192H102ZM122 191V192H121ZM74 192V193H73ZM94 192H97V193H95V194H93ZM105 192H106V194H105ZM118 192H121L120 194H122V195H126V193H127V197H128V199H127V197L125 198V197H122V199H124V200H122L121 198V202L119 201V200H117L116 199V193H117V195H118ZM125 192V193H124ZM132 192H134V193H132ZM159 192V193H158ZM166 194H165V193ZM192 192V193H191ZM197 194L196 196H194L195 195V193ZM198 192V193H197ZM203 192V193H202ZM115 193V194H114ZM154 193V194H153ZM157 195H156V194ZM185 193H187V194H189L187 197H186V199L184 198L185 196H183ZM214 193H216V194H214ZM97 194V195H96ZM99 194H101V195H99ZM105 194V195H104ZM114 194V195H113ZM159 194V195H158ZM175 194V195H174ZM190 194H191V196H190ZM95 195V196H94ZM110 195H111V198H109L110 197ZM146 195V196H145ZM153 195H156V197L157 198H155V196H153ZM160 195H162L161 197H162V199H161V197H160ZM170 195V196H169ZM199 195H201V196H199ZM67 196V197H66ZM74 196V197H73ZM78 196V197H77ZM86 196V195H85ZM94 196V197H93ZM102 196H104L103 197V199L101 198ZM113 196V197H112ZM114 196H116V197H114ZM119 196V195H118ZM153 196V197H152ZM181 196V197H180ZM190 196V200L188 199V197ZM61 197H63V198H61ZM64 197L65 198H67V199H69V201H70V203H69V201L68 200H66V199H64ZM96 197H100L98 200V202L96 201L95 202V200H97L96 199ZM147 197V198H146ZM165 197V198H164ZM197 197V198H196ZM199 197V198H198ZM59 198L60 199H63V200H59ZM71 198V199H70ZM73 198V199H72ZM116 200H115V199ZM131 198V199H130ZM170 198V199H169ZM180 200H179V199ZM92 199V200H91ZM95 199V200H94ZM105 199H110V201L109 200H105ZM142 199V200H141ZM182 199H184V201H182ZM192 199V200H191ZM196 199V200H195ZM211 199V200H210ZM94 200V201H93ZM101 200V201H100ZM105 202H104V201ZM111 200H115V201H113V203H110L111 202ZM175 200V201H174ZM176 200H179L178 201V203H176ZM201 200L203 201V202H212L211 204L213 205H210V207L209 208H206L205 209V207H207L208 205L206 204H201ZM0 201H1V199H0ZM56 202V204H55V202ZM61 201V202H60ZM75 201V202H74ZM92 201V202H91ZM126 202V204H123L122 202ZM173 201H174V203H173ZM190 201V202H189ZM199 202V206L197 205V203H192V202ZM51 202V203H50ZM55 204V205H53V203ZM96 204H95V203ZM124 202V203H125ZM140 202V203H139ZM174 204V206L172 205V203ZM182 204H181V203ZM187 202V203H186ZM190 203V206H187V204L189 205V203ZM202 202V203H203ZM17 203V204H16ZM29 203V202H28ZM50 203V204H49ZM69 205H68V204ZM94 203V204H93ZM108 203V204H107ZM110 203V204H109ZM129 203V204H128ZM148 203H149V205H148ZM156 203V204H155ZM168 203V204H167ZM226 203H229V206L227 207V205H226ZM1 204H3V205H1ZM16 204V205H15ZM39 204V205H38ZM51 204H52V206H51ZM72 204V205H71ZM92 204V205H91ZM121 204H123V205H121ZM155 204V205H154ZM167 204V205H166ZM192 204V205H191ZM209 204V203H208ZM42 205H43V207L45 208V210L46 211H43L42 209H44L43 207H42ZM68 205V206H67ZM75 205V206H74ZM164 205L167 207H164ZM176 205V206H175ZM183 205V206H182ZM189 208L190 207V209H186L185 207L186 206ZM79 206V207H78ZM94 206V208H92ZM111 206V207H110ZM147 206V207H146ZM154 206V207H153ZM163 206V207H162ZM198 206V207H197ZM201 206H204V207H201ZM220 207V209H223V210H221V212H219L220 211V209L218 208H216V207ZM0 207H2V208H0V228L2 227V225H3V222L4 221H6L7 219H8V215L7 214H2V210H4L5 208H6V204H4L2 201L0 202ZM25 207V208H24ZM48 207V208H47ZM60 208V210H59V208ZM62 207H64V208H62ZM67 207V208H66ZM89 207H91L92 209H90ZM109 207V208H108ZM115 207V208H114ZM117 207H119L118 209H117ZM142 207V208H141ZM169 207V208H168ZM172 207H174V208H172ZM180 207V208H179ZM192 207V208H191ZM193 207L195 208V210H193ZM200 207V208H199ZM213 207H215L214 209H213ZM34 208H37V209H34ZM41 208V209H40ZM128 210H127V209ZM155 208V209H154ZM179 208V209H178ZM196 208H199V210H203L202 212H203V214L201 213L200 214V212L201 211H199V210H197ZM202 208H204V209H202ZM212 210H211V209ZM227 208L229 209V210H227ZM231 208V207H230ZM17 209V210H18ZM31 209V210H30ZM48 209V210H47ZM78 209V210H77ZM95 209V210H94ZM151 209H153V210H151ZM215 209H217V210H215ZM34 210V211H33ZM37 210H39V211H37ZM70 211V210H72V211H70V212H68V211ZM115 210V211H114ZM166 210V211H165ZM191 211V213H189V212H184V211ZM215 210V211H214ZM227 210V211H226ZM250 208L248 209V215H249V213H250ZM43 211V212H42ZM54 211V212H53ZM76 211H77V213H76ZM80 211H82V212H80ZM94 211V212H93ZM104 211V212H103ZM110 211V212H109ZM171 211V212H170ZM192 211H194V212H192ZM198 211H199V214L200 215H197V213H198ZM223 211V212H222ZM243 211V212H242ZM245 211V212H244ZM38 212H40V213H38ZM57 212V213H56ZM93 212V213H92ZM102 212V213H101ZM108 212V213H107ZM127 212V213H126ZM157 212V213H156ZM179 212V213H178ZM217 212H219L218 214L219 215H216L215 213H217ZM224 212H225V216H224ZM228 212H230V213H228ZM240 212H241V214H240ZM22 213V214H21ZM33 213H35V214H33ZM36 213H38V214H36ZM104 213V215H102ZM143 214V216H144V218H143V216L141 217H139V215L138 214ZM162 213V214H161ZM183 213V214H182ZM185 213V214H184ZM39 214H40V218H39ZM57 214V215H58ZM83 214V215H84ZM94 214V215H93ZM106 214V215H105ZM113 214V215H112ZM137 214V215H136ZM149 214H151V215H149ZM161 214V215H160ZM174 216H173V215ZM180 214H182L181 216H180ZM187 214V216L186 217H190L191 215H188ZM222 214V215H221ZM227 214H229V215H227ZM240 214V215H239ZM26 215V216H25ZM33 215V216H32ZM35 215V216H34ZM106 216L105 217V219L106 218H108L107 220H105L104 219V217H102V218H100L99 216ZM171 215V216H170ZM205 215H209L210 216V218H209V216H205ZM211 215L215 218H212L211 217ZM234 215H236V216H238L237 218L236 217H232V216H234ZM53 216V215H52ZM92 216V217H91ZM97 216V217H96ZM151 218H150V217ZM158 216H160V217H162L161 219H163L162 221H160V220H158L157 218H159ZM180 216V217H179ZM219 216H220V218H219ZM18 217H19V219H18ZM125 217V218H124ZM136 217V218H135ZM154 217H155V219H157L156 221L154 220ZM157 217V218H156ZM178 217V218H177ZM185 217V216H184ZM183 217V218H184ZM191 217H193V215L191 216ZM219 219H222V220H219ZM223 217V218H222ZM22 218H24V219H22ZM47 218V219H46ZM51 220H50V219ZM94 218V219H93ZM100 218V220H98V219ZM124 220H123V219ZM164 218H166L165 220H166V222L168 223V224H166V222L164 221ZM167 218H168V221H167ZM206 218H208L209 219V222H207L208 221V219H206ZM214 219L213 221H211L210 219ZM39 219H41V220H39ZM49 219V220H48ZM98 220V222H94V221H97ZM104 219V220H103ZM141 219V220H140ZM144 219V220H143ZM172 219V220H171ZM177 219V220H176ZM235 219V220H234ZM46 220V221H45ZM109 220V221H108ZM119 220H120V222H119ZM123 220V221H122ZM143 220V221H142ZM150 220V221H149ZM233 220H234V223L232 224V222H233ZM45 221V222H44ZM101 221V222H100ZM108 221V222H107ZM125 221V222H124ZM137 221V222H136ZM139 221H141L140 223H142V224H140L139 223ZM146 221V222H145ZM163 221L165 222V223H163ZM179 221V220H178ZM203 221V220H202ZM210 221L212 222V223H210ZM217 223H219L218 225H215L216 224V222ZM229 221V222H228ZM66 222V221H65ZM82 222V224L84 225H86V221H81ZM85 222V223H84ZM107 222V223H106ZM152 222H155V223H152ZM157 222H158V225H157ZM174 222V223H173ZM207 222V223H206ZM215 222V223H214ZM230 222H231V224H230ZM18 223V225L19 224H21L22 225V223L20 222V221H18L17 222ZM104 223V224H103ZM112 223V225H110ZM114 223H115V225H114ZM137 223L139 224V225H143L142 226V228L139 226V225H137ZM144 223V224H143ZM145 223L147 224V225H145ZM223 223H225V224H223ZM40 224V225H39ZM42 224H43V226H42ZM51 224V226H49ZM96 224V225H95ZM101 224V225H100ZM106 224H107V227H106ZM108 224H109V228H108ZM117 224H119V225H117ZM165 224V225H164ZM176 224V223H175ZM177 224H179V223H177ZM198 224V226L200 225V222H198L197 223ZM209 224V225H208ZM223 226H222V225ZM228 226H227V225ZM20 225V226H21ZM68 225V224H67ZM118 227H117V226ZM140 228L139 230H137L138 229V227ZM153 225H155V227H153ZM231 225V227H229ZM236 225V226H235ZM45 226L43 227V228H45ZM53 226H55V225H53ZM63 226V225H62ZM97 226H99L100 228H102V230H100V228L99 227H97ZM102 226V227H101ZM110 226L112 227V228H110ZM116 226V227H115ZM134 226V227H133ZM149 226V227H148ZM152 226V228H150ZM219 226H221V228L219 227ZM227 226V227H226ZM234 226V227H233ZM85 227V226H84ZM97 227V228H96ZM135 227H137V228H135ZM144 227H145V229H144ZM150 229V231H149V229ZM176 227V226H175ZM175 227H173V228H175ZM219 227V228H218ZM226 227V228H225ZM229 227V229H227ZM48 228V229H49ZM61 229H62V227H60ZM98 228H99V230H98ZM108 230H107V229ZM123 228V229H122ZM133 229V232H131V230ZM146 228L148 229V230H146ZM153 228L155 229V231L153 230ZM166 228H168L167 226H166ZM214 228H215V230H214ZM97 229V230H96ZM127 229V230H126ZM129 229V230H128ZM131 229V230H130ZM217 229V230H216ZM231 229H232V231L233 232H231ZM50 230V229H49ZM237 230V231H238ZM126 231V232H125ZM129 231V232H128ZM226 231V232H225ZM239 231H238V233L237 234H239ZM49 232V231H48ZM51 232V231H50ZM107 233V234H108ZM126 233V234H125ZM215 233H213V234H215ZM226 233H228V234H226ZM232 233V234H231ZM244 234L243 233H240V235H237L239 238H241V237H245V236H243ZM49 236H50V238H52V239H55L56 237L54 236V235H52L51 233L49 234ZM127 236H129V237H127ZM218 236V235H217ZM237 236H234L235 238H237L238 239V237ZM249 236H251V235H248V236H246V238H247V240H246V238H244V240H241V241H245V244L247 243V247L244 245V247H242V244H244L243 242H240V241H238V240H236V243L237 242H239V245L240 246H238L239 248H247L248 250H249V252L252 250V252H248V250H243V253H242V250L240 249H238L237 248V245L238 244H236L235 243V245L236 246H233L232 248H230L231 250L229 251V248L228 247H225V252H228V254L226 253V255H225V253H224V255L225 256H232V255H234L232 258H235L236 259V257L235 256H237V258L238 259H236V261H235V259H234V261H230L229 263H227V261H225L226 259H223V258H225L224 256H222L223 255V253H221L219 256H218V258H216L217 259V261L214 259V256H212L213 255V253H210V254H208V256L209 257H211V261H209L208 262V264H240V263H244V264H257V262H258V264H260V263H262V264H264V260H262L263 258H264V250H263V254L260 252V250L259 249H257L255 252L253 251V250H255L256 248H255V246L257 247V246H259V245H257V244H255V243H257V241L255 240V239H253L252 237H249ZM213 238L214 237H216V235L215 236H212ZM231 237H233V236H230V238ZM233 237V238H234ZM255 237V236H254ZM257 237V240H258V236H256ZM121 238H123V240H125V241H121ZM177 238L178 239H180L181 241H183V239H182V237H181V233L180 234H178L177 235ZM210 238V237H209ZM233 238H231L230 240H229V242H227L228 243V245H230L231 243H233L232 242V239ZM242 238V239H243ZM250 238H252V241H250L251 239ZM120 239V240H119ZM218 238H214L213 240L211 239H208V240H210L208 243L206 242V246L205 247H208V248H205V249H208L209 250V247H211V249H210V251L212 250L213 251V249H214V245L216 244V243H218V242H220V240H222V238H220L219 240H217ZM207 240V241H208ZM253 240H255V242L254 243H252L251 245H250V243L251 242H253ZM249 241V242H248ZM221 242H223V241H221ZM235 242V241H234ZM209 244V245H208ZM114 247H112V249H111V253L113 254V257H112V262L113 261H115V258H114V255L116 256V254L119 252L118 251V247L115 245V244H112ZM254 246V247H253ZM252 247V248H251ZM257 248H262V247H257ZM235 249H237V250H235ZM235 250V251H234ZM238 252H241V253H238ZM260 252V253H259ZM245 253H247V255H245ZM255 253V254H254ZM239 254H241V255H239ZM255 256H258V259H257V257H255V259H257V261L255 262V261H252V258H254L253 257V255ZM249 255V259L247 258V256ZM251 255H252V257H251ZM259 255H260V257L262 258V259H260V257H259ZM245 256V257H244ZM241 259H240V258ZM3 259H1V263H6V261L5 260H3ZM233 260V259H232ZM259 260H261L260 262H259ZM223 261V262H222ZM240 262V263H239ZM71 264H82L81 262H75V263H71ZM186 264H188V263H186ZM191 264H197V263H191Z\"/></svg>",
	"mask_w": 264,
	"mask_h": 264
}]
</instances>
